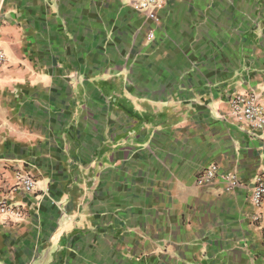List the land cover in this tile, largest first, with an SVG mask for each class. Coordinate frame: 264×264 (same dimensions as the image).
Masks as SVG:
<instances>
[{
  "label": "crops",
  "instance_id": "obj_1",
  "mask_svg": "<svg viewBox=\"0 0 264 264\" xmlns=\"http://www.w3.org/2000/svg\"><path fill=\"white\" fill-rule=\"evenodd\" d=\"M0 0V264H264V0ZM208 164L234 174L198 184ZM22 175L30 192L12 189Z\"/></svg>",
  "mask_w": 264,
  "mask_h": 264
},
{
  "label": "built area",
  "instance_id": "obj_2",
  "mask_svg": "<svg viewBox=\"0 0 264 264\" xmlns=\"http://www.w3.org/2000/svg\"><path fill=\"white\" fill-rule=\"evenodd\" d=\"M133 5L137 10L149 14L155 18V9L160 6L162 0H124ZM5 61V53L0 47V65ZM232 114L239 120L246 121L251 129L264 131V104H259L251 95H233L230 97ZM226 179L230 187L239 185L234 174L221 173L216 164H208L197 175L198 184H210L216 178ZM35 187V179L30 175H22L12 189H20L30 192ZM250 197L255 205L264 204V173L258 174L252 180ZM0 212L7 216L20 217L21 211L18 205L12 204L7 198L0 199Z\"/></svg>",
  "mask_w": 264,
  "mask_h": 264
}]
</instances>
